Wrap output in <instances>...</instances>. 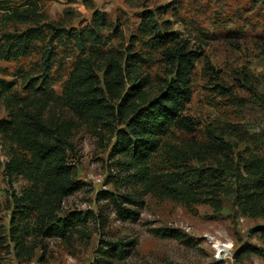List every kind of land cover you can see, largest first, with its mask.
<instances>
[{
  "label": "rangeland",
  "instance_id": "374dc122",
  "mask_svg": "<svg viewBox=\"0 0 264 264\" xmlns=\"http://www.w3.org/2000/svg\"><path fill=\"white\" fill-rule=\"evenodd\" d=\"M30 29L28 52L0 59V264H97L106 243L129 241H137L131 254L108 264H264L243 254L264 247L255 232L264 215L243 212L240 202L247 194L248 211L253 202L264 210V0H0V48ZM171 32L201 54L185 111L197 126L193 135L169 129L147 162L146 192L114 165L116 131L173 78L156 38ZM89 65L102 106L95 116L71 109L65 93ZM142 80L143 92L127 97ZM38 111L71 143L69 180L81 185L72 195L60 189L66 180L46 177L23 139L27 113ZM216 139L230 144L229 156ZM194 147L204 149L200 158ZM13 152L26 161L21 175L6 171ZM103 192L141 201L124 205L138 220H121ZM75 212L88 222L68 238L44 235ZM159 228L192 246L154 236Z\"/></svg>",
  "mask_w": 264,
  "mask_h": 264
},
{
  "label": "trees",
  "instance_id": "16d2710c",
  "mask_svg": "<svg viewBox=\"0 0 264 264\" xmlns=\"http://www.w3.org/2000/svg\"><path fill=\"white\" fill-rule=\"evenodd\" d=\"M35 37L33 29H30L20 35H8V48H0V59H6L7 54L17 55V52L26 54L30 43ZM158 44L162 47V55L164 59L172 66L174 76L165 85L159 95L149 101L146 105L138 106L132 110L133 113L127 118L122 119L125 129L116 131L117 141L114 145V155L120 156L121 159L116 161L114 165L122 167V170L128 173L127 182L135 185H143L146 192H152L153 188L148 173L147 162L154 156L162 146L163 137L168 133L169 129L175 128L188 135L196 132L197 123L189 116L185 115L187 106L192 100L191 74L195 68L197 60L201 54L197 51L189 50L186 41L180 39L176 33L157 34ZM13 48H16L13 50ZM53 51L50 49L45 55V70L51 69L53 60ZM86 70L79 73L76 81L71 80L67 90L65 91L68 104L71 109L78 114L97 115L101 111L100 90L97 85L98 78L93 74L92 66L86 67ZM146 88L145 82L142 80L137 86H133L127 97L135 98ZM130 103V101H129ZM127 105V104H126ZM126 111V110H125ZM124 110L121 111V114ZM29 122L23 127V139L28 148L34 153L46 169V177L50 180L59 181L66 180L64 185L60 186L64 196H69L81 189L78 182L69 180V176L73 173V166L68 165L67 152L70 150L71 143L57 136V131L44 123V114L41 111L30 114L27 113ZM5 126H0V130ZM217 141L219 139H216ZM219 147L225 151V156L231 153L230 144L220 139ZM195 157L200 158L204 153V149H192ZM206 152V151H205ZM208 152V151H207ZM6 171L9 175H21L26 171V161L17 152L11 154L10 161L6 164ZM130 172H134L131 174ZM102 199L110 202L115 207L119 218L123 221H136L139 214L125 207V203L141 206V201L128 196L103 192ZM249 195H244L241 206L243 212H255L261 216L264 210H256L259 207L254 202L249 208H246ZM264 201V199H262ZM246 208V209H245ZM88 218L82 213H72L68 217L61 218L52 223L44 230L47 237H59L66 239L70 234L77 230L81 224H86ZM152 234L158 238L176 239L182 243L192 246L191 240L179 231L159 228L152 229ZM256 233L262 234L261 239L264 244V229H256ZM137 241L124 242H108L105 250H101L103 257L99 259L97 264H108V258H116L118 260L126 259L136 247ZM126 247H130L126 249ZM242 253V252H241ZM243 254H256L264 260V247H247Z\"/></svg>",
  "mask_w": 264,
  "mask_h": 264
}]
</instances>
